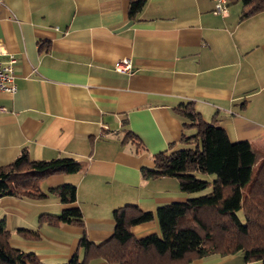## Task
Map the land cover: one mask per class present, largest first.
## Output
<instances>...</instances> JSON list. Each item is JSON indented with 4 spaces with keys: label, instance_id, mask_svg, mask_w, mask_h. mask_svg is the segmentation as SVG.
<instances>
[{
    "label": "crops",
    "instance_id": "crops-1",
    "mask_svg": "<svg viewBox=\"0 0 264 264\" xmlns=\"http://www.w3.org/2000/svg\"><path fill=\"white\" fill-rule=\"evenodd\" d=\"M129 0H0V39L14 55V93L0 92V165L26 149L31 159L72 157L75 172L40 178L35 198L0 197V219L11 243L43 264H62L79 239L99 243L114 230L112 212L136 204L185 201L174 176L145 178L153 155L186 144L196 126L179 113L191 103L200 117L224 129L230 141L264 149V9L242 15L227 0L225 15L212 0H146L134 17ZM131 57L129 71L114 63ZM138 139L140 150L124 133ZM70 183L75 200L64 203L50 188ZM78 206L83 226L39 224L41 213ZM37 229L25 239L18 228ZM140 238L159 233L157 220L131 226ZM86 264H115L93 258ZM189 264L245 263L243 254L211 255Z\"/></svg>",
    "mask_w": 264,
    "mask_h": 264
},
{
    "label": "trees",
    "instance_id": "trees-1",
    "mask_svg": "<svg viewBox=\"0 0 264 264\" xmlns=\"http://www.w3.org/2000/svg\"><path fill=\"white\" fill-rule=\"evenodd\" d=\"M242 15L264 9V0H240ZM146 0H129L128 15L134 18ZM179 113L186 117L184 126L193 124L194 135L181 137L192 146L161 151L153 155V165L142 166L145 178L174 176L190 196L185 201L157 206L155 212L136 204H125L113 210L114 230L110 238L99 243L85 233L79 239L82 257L75 252L62 264H86L102 258L115 264H189L211 255L241 252L245 263L264 264V149L248 140L232 142L223 128L202 119L191 103L181 105ZM130 140L140 150V142L129 130ZM81 164L72 157L51 160L31 159L26 149L10 163L0 165V197L5 195L42 198L37 189L40 178L57 172H75ZM213 174L212 180L196 177V172ZM62 202L75 200L76 187L64 183L50 188ZM156 218L159 233L136 237L131 226ZM39 224L61 223L83 226L78 206L64 208L58 214L41 213ZM25 239H38L37 229L20 227ZM0 264H43L33 252L11 243V235L0 219Z\"/></svg>",
    "mask_w": 264,
    "mask_h": 264
},
{
    "label": "built area",
    "instance_id": "built-area-1",
    "mask_svg": "<svg viewBox=\"0 0 264 264\" xmlns=\"http://www.w3.org/2000/svg\"><path fill=\"white\" fill-rule=\"evenodd\" d=\"M213 13L225 15L227 13V0H212ZM16 58L7 50V47L2 39H0V92L14 93L16 84L14 81V64ZM131 57L125 56L119 58L114 63V69L119 72H126L131 69ZM6 108L0 105V112Z\"/></svg>",
    "mask_w": 264,
    "mask_h": 264
},
{
    "label": "rangeland",
    "instance_id": "rangeland-1",
    "mask_svg": "<svg viewBox=\"0 0 264 264\" xmlns=\"http://www.w3.org/2000/svg\"><path fill=\"white\" fill-rule=\"evenodd\" d=\"M193 144L192 143H189V144H182L180 146H177L176 148L174 149H177V148H182V147H188V146H192ZM196 177L197 178H201V179H207V180H212L213 179V174H210V173H202V172H196ZM210 190V187H208L207 189L205 190H202V191H197V192H192V196H196V195H199V194H203V193H206Z\"/></svg>",
    "mask_w": 264,
    "mask_h": 264
}]
</instances>
